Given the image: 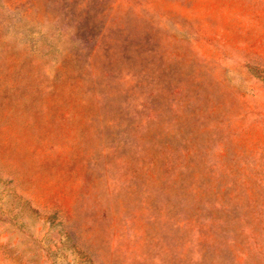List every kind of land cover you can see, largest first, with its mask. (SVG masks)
<instances>
[{
	"label": "rangeland",
	"instance_id": "1",
	"mask_svg": "<svg viewBox=\"0 0 264 264\" xmlns=\"http://www.w3.org/2000/svg\"><path fill=\"white\" fill-rule=\"evenodd\" d=\"M0 264H264V0H0Z\"/></svg>",
	"mask_w": 264,
	"mask_h": 264
}]
</instances>
